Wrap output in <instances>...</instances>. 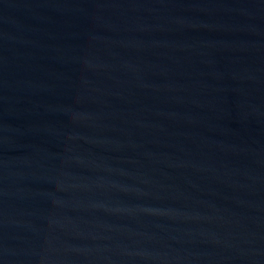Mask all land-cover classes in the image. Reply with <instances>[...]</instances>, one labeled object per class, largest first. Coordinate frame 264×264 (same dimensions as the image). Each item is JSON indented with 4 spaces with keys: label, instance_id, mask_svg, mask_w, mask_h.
<instances>
[{
    "label": "water",
    "instance_id": "95a60500",
    "mask_svg": "<svg viewBox=\"0 0 264 264\" xmlns=\"http://www.w3.org/2000/svg\"><path fill=\"white\" fill-rule=\"evenodd\" d=\"M0 264H264V0H0Z\"/></svg>",
    "mask_w": 264,
    "mask_h": 264
}]
</instances>
